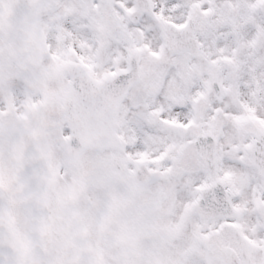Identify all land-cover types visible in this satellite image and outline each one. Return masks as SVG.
I'll return each instance as SVG.
<instances>
[{"label": "snow or ice", "instance_id": "6c2138e0", "mask_svg": "<svg viewBox=\"0 0 264 264\" xmlns=\"http://www.w3.org/2000/svg\"><path fill=\"white\" fill-rule=\"evenodd\" d=\"M0 264H264V0H0Z\"/></svg>", "mask_w": 264, "mask_h": 264}]
</instances>
